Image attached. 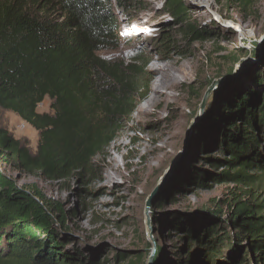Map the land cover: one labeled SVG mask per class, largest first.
Here are the masks:
<instances>
[{"label":"rangeland","instance_id":"obj_1","mask_svg":"<svg viewBox=\"0 0 264 264\" xmlns=\"http://www.w3.org/2000/svg\"><path fill=\"white\" fill-rule=\"evenodd\" d=\"M183 1L187 18L202 30L203 38L188 35L184 26L167 27L174 19L165 13L162 0H137L134 20L140 24L148 21L170 31L169 44L156 47L143 36L127 40L118 33L115 47L101 53L126 64L141 51L144 56L138 65L146 93L124 119L111 144L95 159L91 176L83 181L76 176L56 182L39 173L18 172L14 164L3 166L20 185H36L48 198L60 202L67 218L64 225L56 228L65 241V252L80 264H131L135 259L144 264L151 240L146 199L180 151V163L150 213L153 237L159 251L162 249L160 264H187L188 260L192 264H240L246 256V264H261L259 254L251 250L252 241L244 234L246 230L230 224V217L236 199L253 204L264 200V128L256 131L259 142L253 155L258 168L247 170L254 183L216 182L214 179L222 173L237 170L224 165L215 168L211 161L230 157L223 148L230 144L226 137L232 133V122L238 120L239 97L252 93L257 101L264 90L263 84L257 83L258 77H264V0H250L244 12L229 0ZM113 9L120 31L128 20L114 4ZM254 51L258 53L254 55ZM236 55L233 61L231 58ZM153 62L176 70L180 83L151 102L150 113L143 115L142 103L150 99L155 75ZM214 81L224 83L211 92L197 119L203 96ZM52 103L46 97L37 111L51 113ZM0 126L36 152L40 131L32 124L0 107ZM107 173L112 177H107ZM202 180L208 182L207 188L199 186ZM196 210L207 212L196 223L179 215ZM212 227L217 228L218 242H224L220 253L208 258L203 248L195 245L190 251L193 257L186 254V235L192 232L203 238Z\"/></svg>","mask_w":264,"mask_h":264},{"label":"trees","instance_id":"obj_2","mask_svg":"<svg viewBox=\"0 0 264 264\" xmlns=\"http://www.w3.org/2000/svg\"><path fill=\"white\" fill-rule=\"evenodd\" d=\"M136 1L0 0V107L40 131L33 153L0 126V264H80L65 252V241L56 228L67 218L60 202L48 198L36 185H20L3 166L14 164L18 172L39 173L56 182L76 176L83 181L94 173L95 159L146 93L138 65L144 56L141 51L126 64L101 54L112 50L119 38L120 21L113 4L132 22L137 19ZM162 1L165 13L174 19L167 27L184 26L188 35L204 37L187 18L183 0ZM229 1L244 12L250 0ZM162 29L145 39L166 47L171 33ZM257 79L264 86V77ZM46 97L53 100L52 112L39 113L37 108ZM257 98L254 101L252 93L239 97L238 120L232 122V133L226 137L230 144L223 148L230 157L211 161L215 168L224 165L237 171L222 173L214 179L218 183L255 182L249 180L247 170L258 168L253 153L259 142L256 131L264 128V90ZM198 184L209 186L206 180ZM232 207L230 224L246 230L251 250L264 264V200L253 204L236 199ZM216 230L208 229L203 238L189 232L183 239L187 240L186 254L191 257L195 245L208 258L220 253L224 242H218ZM159 255L161 262V248ZM246 257L240 264L248 262ZM131 264H138V259Z\"/></svg>","mask_w":264,"mask_h":264},{"label":"water","instance_id":"obj_3","mask_svg":"<svg viewBox=\"0 0 264 264\" xmlns=\"http://www.w3.org/2000/svg\"><path fill=\"white\" fill-rule=\"evenodd\" d=\"M262 40H264V37L262 38ZM260 43H262V41ZM234 60L235 59L233 58V61ZM214 82L215 83L213 84V86L211 88L207 89V91L205 92V94L203 96L201 106H200V114H199L197 119H199L202 116V113L204 112V109L207 105V101L209 99L211 92L215 88L221 86L224 83L221 81H214ZM188 134H189V132H188ZM188 134H187V137H188ZM186 144H187V139H186L183 150H185ZM180 154H181V151L178 154V156H176L175 158H173L171 160L170 164L168 165L166 170L163 172L162 176L159 178V181L157 182L156 186L153 188V190L151 191V193L149 194V196L146 199L145 215H146L147 229H148V233L151 237V240L149 242L150 249H149V252H147L146 260H145L144 264H160L161 263V262H159V258H160L159 244L155 241V239L153 237L154 227L152 225L153 223H152V218L150 216V213H151L152 206L155 204V201L159 197V193L161 192L163 187H165L166 183L170 179V176L175 171L176 167L179 165L180 160H178V157L180 156ZM179 215L184 217L190 223H196L197 221H199L201 219V217L207 215V212L196 210L193 212H190V211L189 212L188 211L182 212ZM192 257H193V255H192ZM189 263H190V260L187 264H189ZM190 264H192V263H190Z\"/></svg>","mask_w":264,"mask_h":264},{"label":"bare ground","instance_id":"obj_4","mask_svg":"<svg viewBox=\"0 0 264 264\" xmlns=\"http://www.w3.org/2000/svg\"><path fill=\"white\" fill-rule=\"evenodd\" d=\"M152 69L155 75L152 77L150 99L142 103V106L144 107L142 111L143 115L150 113L151 102L158 100V98H161L165 95V93H167L168 89L173 88L180 83V76L176 70L158 65L156 62H153ZM143 156H145V154ZM107 177L111 178L112 175H108L107 173Z\"/></svg>","mask_w":264,"mask_h":264},{"label":"clouds","instance_id":"obj_5","mask_svg":"<svg viewBox=\"0 0 264 264\" xmlns=\"http://www.w3.org/2000/svg\"><path fill=\"white\" fill-rule=\"evenodd\" d=\"M132 22H137V21L135 20V21H132ZM129 23H131V22H128V23L123 27L122 30L118 31L119 34H120V32L123 33L122 37H123L124 39H126V36H127V34L129 33V29H128V30L126 29V30L124 31V29L128 26ZM137 23H139V22H137ZM143 23H144V24H149V23H145V22H143ZM149 25H152V24H149Z\"/></svg>","mask_w":264,"mask_h":264}]
</instances>
